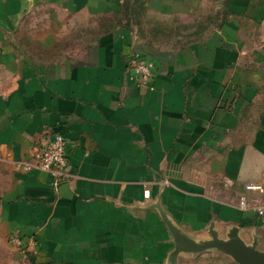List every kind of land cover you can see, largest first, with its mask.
I'll return each mask as SVG.
<instances>
[{
    "label": "crops",
    "instance_id": "0c3cea01",
    "mask_svg": "<svg viewBox=\"0 0 264 264\" xmlns=\"http://www.w3.org/2000/svg\"><path fill=\"white\" fill-rule=\"evenodd\" d=\"M124 1L0 0L6 235L34 244L27 264H238L179 252L215 238L264 252V217L240 210L264 200L246 189L264 188V0H144L145 34L109 25ZM58 133L71 178L55 189L19 164Z\"/></svg>",
    "mask_w": 264,
    "mask_h": 264
},
{
    "label": "built area",
    "instance_id": "2783aa9c",
    "mask_svg": "<svg viewBox=\"0 0 264 264\" xmlns=\"http://www.w3.org/2000/svg\"><path fill=\"white\" fill-rule=\"evenodd\" d=\"M132 63L135 80L139 84H149L154 76V63L137 56L133 59ZM19 167L25 171L39 170L49 174L53 178V186L57 189L62 182L71 178L66 139L62 134H55L47 146L38 148L32 154V161L21 163ZM246 189L253 192H264V188L259 185H249L246 186ZM150 197L151 191H145L144 198L149 200ZM240 210L243 212L253 210L258 217L262 218L264 217V200L260 203H253L246 197H243L240 202ZM11 242L22 253H25V257L29 253H32V248L34 249V244L26 246L23 239L19 236H11Z\"/></svg>",
    "mask_w": 264,
    "mask_h": 264
},
{
    "label": "rangeland",
    "instance_id": "374dc122",
    "mask_svg": "<svg viewBox=\"0 0 264 264\" xmlns=\"http://www.w3.org/2000/svg\"><path fill=\"white\" fill-rule=\"evenodd\" d=\"M123 6H124V11L120 16L107 19L109 25H112L113 23L120 22L123 20L126 21V25H129V28L131 24H134L136 26L138 25L139 31L145 34L147 32V26H145L146 24L145 22L147 20L145 1L125 0ZM98 28L99 26H97V30L95 32L94 31L92 32L93 36L100 33V29ZM156 30L157 33L160 34L163 32V29H159V27H157ZM21 253L22 251L12 244L11 237L6 235L4 228L0 223V264H27L26 261L25 262L22 261V258L20 257ZM27 258L29 259V256ZM184 264H227V259L223 258V256L220 257L208 256L202 258L199 257L196 260L186 262ZM228 264H229V260H228Z\"/></svg>",
    "mask_w": 264,
    "mask_h": 264
},
{
    "label": "water",
    "instance_id": "95a60500",
    "mask_svg": "<svg viewBox=\"0 0 264 264\" xmlns=\"http://www.w3.org/2000/svg\"><path fill=\"white\" fill-rule=\"evenodd\" d=\"M207 251H218L231 256L238 264H264V252L260 251L255 243L248 246L237 237L232 240H214L204 243H188L179 250L180 253H192L194 255Z\"/></svg>",
    "mask_w": 264,
    "mask_h": 264
},
{
    "label": "trees",
    "instance_id": "16d2710c",
    "mask_svg": "<svg viewBox=\"0 0 264 264\" xmlns=\"http://www.w3.org/2000/svg\"><path fill=\"white\" fill-rule=\"evenodd\" d=\"M141 6H142V4H141Z\"/></svg>",
    "mask_w": 264,
    "mask_h": 264
}]
</instances>
